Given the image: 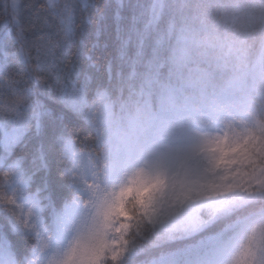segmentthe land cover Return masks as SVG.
I'll use <instances>...</instances> for the list:
<instances>
[{"label":"snow or ice","instance_id":"1","mask_svg":"<svg viewBox=\"0 0 264 264\" xmlns=\"http://www.w3.org/2000/svg\"><path fill=\"white\" fill-rule=\"evenodd\" d=\"M0 15V264H264V0Z\"/></svg>","mask_w":264,"mask_h":264},{"label":"trees","instance_id":"2","mask_svg":"<svg viewBox=\"0 0 264 264\" xmlns=\"http://www.w3.org/2000/svg\"><path fill=\"white\" fill-rule=\"evenodd\" d=\"M22 2L24 4H27L29 2V0H22ZM41 2H42V0H41ZM2 23H3V15H0V24H2Z\"/></svg>","mask_w":264,"mask_h":264}]
</instances>
